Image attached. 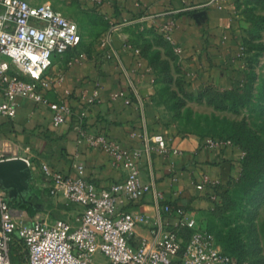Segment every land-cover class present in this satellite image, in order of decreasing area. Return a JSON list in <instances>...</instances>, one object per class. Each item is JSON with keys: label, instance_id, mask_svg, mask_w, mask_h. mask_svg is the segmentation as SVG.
Listing matches in <instances>:
<instances>
[{"label": "crops", "instance_id": "1", "mask_svg": "<svg viewBox=\"0 0 264 264\" xmlns=\"http://www.w3.org/2000/svg\"><path fill=\"white\" fill-rule=\"evenodd\" d=\"M48 1L76 20L81 32L77 47L53 57L50 72L62 75V82L47 91L51 100L65 98L73 106V113L64 122L53 125L51 110L46 105L20 99L15 117L0 115V153L8 156L6 159L27 158L30 167L27 172L19 161L5 166L14 213L26 222L64 218L75 223L76 205L62 195L48 192L39 169L40 161L70 175H76V165L82 164L83 174L100 186L122 178L123 171L111 165L105 152L90 148L85 139L79 138L80 129L87 133L104 130L126 148H143L145 133L148 136L161 133L166 139L167 152L161 153L156 142L149 138L150 153H144L141 160L142 179H149L151 167L156 187L163 195L160 203L185 206L202 203L208 197L209 187L204 191L195 188L194 183L200 180L201 173L216 177L219 184L234 175L239 167L237 149H208L203 145L205 137L179 136L172 127H162L160 111L153 100L156 74L152 68L147 70L149 66L144 56L138 57L124 48L123 43L130 41L138 46L135 40L149 36L150 31L159 34L149 21L141 29L137 21L141 14H151L156 20L173 19V37L183 48L176 56L188 71L191 88L203 82L227 87L241 84L246 81L247 70L243 45L248 40L253 14L258 13L257 7H253L256 0H104L99 6L84 0ZM98 31L109 36L110 47L117 52L123 68L115 56L106 55L109 46L100 44ZM164 43L170 48L165 40ZM88 45L92 46L86 47ZM239 52L241 57H238ZM75 56L80 60H74ZM152 76L154 82L150 80ZM65 89H69V95ZM95 89L98 93L93 98ZM114 91L121 94L111 98ZM84 108L86 116L78 120L77 112ZM174 149L178 152L174 153ZM172 166L177 171L176 181L170 179ZM122 209L141 210L150 215L148 223L136 227L138 237L148 236L156 216L151 192ZM163 218L168 219L165 215Z\"/></svg>", "mask_w": 264, "mask_h": 264}, {"label": "built area", "instance_id": "2", "mask_svg": "<svg viewBox=\"0 0 264 264\" xmlns=\"http://www.w3.org/2000/svg\"><path fill=\"white\" fill-rule=\"evenodd\" d=\"M84 1L95 6L104 2ZM137 21L141 29L149 21L170 43L175 54L182 53V46L173 37V19L156 20L151 14H141ZM80 41L77 21L56 9L50 1L0 0V115L15 117L20 99H29L51 110L53 125L64 122L73 113V106L65 98L56 101L47 96L50 88L62 82V75H53L50 67L55 55L77 47ZM99 41L101 45L109 46L106 55L115 56L123 68L117 52L110 47L109 36L105 34ZM123 47L143 57L140 47L134 43L125 41ZM73 59L80 60L79 56ZM150 69L149 66L147 70ZM128 78L142 105L133 81ZM150 80L154 82L155 77ZM65 93L69 95V89H65ZM97 93L95 89L93 98ZM120 94L121 91H114L111 98ZM85 116V108L77 112L78 120ZM79 134L90 148L108 155L111 165L123 171L122 178L108 186H100L83 174L82 164L76 165V175H70L40 161L39 169L48 192L62 195L76 205L75 223L64 218L24 221L14 213L12 199L0 183V264H93L96 254L105 257V264H250L248 260H239L224 251L213 233L198 224L188 207L160 203L163 195L156 187L151 167L149 179H142L141 160L144 153H150L149 138L156 142L161 153L167 152L166 139L161 133L150 136L145 133L143 148L123 147L104 130L87 133L80 129ZM203 145L217 150L235 148L239 163L245 155L243 149L227 138L206 136ZM6 158L8 156L0 153V160ZM25 160L29 166L28 159ZM170 179L177 180L174 166L170 168ZM218 184L216 177L201 173L194 186L200 191L209 187L207 195L215 198L214 188ZM148 191L156 204V216L149 235L138 237L136 227L148 223L150 215L122 207L139 201ZM164 215L168 219L165 220ZM18 244L19 248L14 251L18 261L15 262L11 250Z\"/></svg>", "mask_w": 264, "mask_h": 264}, {"label": "rangeland", "instance_id": "3", "mask_svg": "<svg viewBox=\"0 0 264 264\" xmlns=\"http://www.w3.org/2000/svg\"><path fill=\"white\" fill-rule=\"evenodd\" d=\"M255 2L258 13L243 45L247 79L238 88L213 82L191 88L186 67L159 34L150 31L135 41L157 75L153 100L163 128L172 127L179 136L236 139L247 150L243 168L239 163L234 175L214 188L215 198L186 207L221 248L250 264H264V0ZM14 251L13 246L17 262ZM103 263L104 257L96 254L93 264Z\"/></svg>", "mask_w": 264, "mask_h": 264}, {"label": "water", "instance_id": "4", "mask_svg": "<svg viewBox=\"0 0 264 264\" xmlns=\"http://www.w3.org/2000/svg\"><path fill=\"white\" fill-rule=\"evenodd\" d=\"M11 161H19L23 164L25 170L27 172L30 171V167L28 166L27 164V161L23 158H13V159H4V160H0V183L1 185L8 189V196L11 198L12 197V189L10 188L11 185L7 183L6 179H5V166L8 162H11ZM10 188V189H9Z\"/></svg>", "mask_w": 264, "mask_h": 264}, {"label": "trees", "instance_id": "5", "mask_svg": "<svg viewBox=\"0 0 264 264\" xmlns=\"http://www.w3.org/2000/svg\"><path fill=\"white\" fill-rule=\"evenodd\" d=\"M165 42H167L166 40H165ZM168 43V45L170 46V49L173 51V49H172V46L170 45V43L169 42H167ZM141 49V48H140ZM174 52V51H173ZM141 53H142V55H143V52H142V49H141ZM249 76V75H248ZM247 77V76H246ZM156 78H157V75H156ZM247 79V78H246ZM249 79V78H248ZM245 83V82H244ZM244 83H239V84H236V85H233V86H231L233 89L234 88H238L239 86H242V85H244ZM233 142L236 144V145H238L241 149H243L244 151H245V155L243 156V158H242V160H241V162H240V165H241V169L243 168V166H244V164H245V162H246V158H247V150L244 148V146L241 144V143H239V141H237L236 139H233ZM14 248H15V250H17L18 248H19V244L17 245V246H14ZM224 251H226V252H228V253H230V254H233V255H235L239 260H242V259H244V258H239L235 253H233L232 251H229V250H225V249H223Z\"/></svg>", "mask_w": 264, "mask_h": 264}]
</instances>
